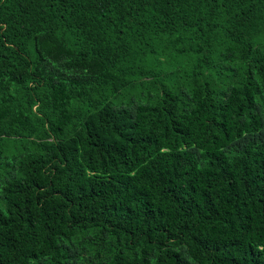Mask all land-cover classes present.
<instances>
[{
    "label": "trees",
    "instance_id": "1",
    "mask_svg": "<svg viewBox=\"0 0 264 264\" xmlns=\"http://www.w3.org/2000/svg\"><path fill=\"white\" fill-rule=\"evenodd\" d=\"M0 264H264V0H0Z\"/></svg>",
    "mask_w": 264,
    "mask_h": 264
}]
</instances>
